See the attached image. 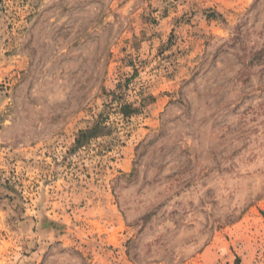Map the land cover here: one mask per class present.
Listing matches in <instances>:
<instances>
[{
    "label": "rangeland",
    "instance_id": "obj_1",
    "mask_svg": "<svg viewBox=\"0 0 264 264\" xmlns=\"http://www.w3.org/2000/svg\"><path fill=\"white\" fill-rule=\"evenodd\" d=\"M0 264H264V0H0Z\"/></svg>",
    "mask_w": 264,
    "mask_h": 264
},
{
    "label": "trees",
    "instance_id": "obj_2",
    "mask_svg": "<svg viewBox=\"0 0 264 264\" xmlns=\"http://www.w3.org/2000/svg\"><path fill=\"white\" fill-rule=\"evenodd\" d=\"M100 130L101 129L99 125L96 124V126H94L93 128L81 132L77 143L79 144L81 139L87 140L92 135H96L98 132H100Z\"/></svg>",
    "mask_w": 264,
    "mask_h": 264
}]
</instances>
